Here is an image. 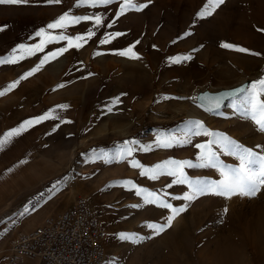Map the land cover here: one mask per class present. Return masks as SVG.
<instances>
[{"label": "rangeland", "instance_id": "374dc122", "mask_svg": "<svg viewBox=\"0 0 264 264\" xmlns=\"http://www.w3.org/2000/svg\"><path fill=\"white\" fill-rule=\"evenodd\" d=\"M120 2L95 7L79 0L0 4V59L17 57L15 63L0 64V139L25 121L52 113L12 136L0 150V264H12V243L20 234L67 211L80 197L107 231L106 264H264V188L253 198L205 195L189 202L175 198L190 192L187 185L168 187L174 177L152 180L131 164L200 163L201 150L193 145L214 137L192 136L196 121L264 155V132L233 104L238 106L243 94L218 112L191 98L206 86L219 90L264 78V0H224L204 17L198 13L209 0H133L147 7L123 15ZM66 12L99 15L103 23L47 27ZM109 23L111 27L104 26ZM41 29L45 35L38 37ZM88 31L95 35L89 38ZM115 32L122 35L113 38ZM61 34L72 38V47L56 40L36 51L48 35ZM76 36L84 39L76 41ZM105 37L109 42L101 44ZM224 43L250 51L223 48ZM65 47L67 51L58 52ZM130 47L139 59L119 55ZM188 55L192 59L170 62ZM37 66L33 75L21 78ZM117 97L121 102L107 112L105 106ZM163 138L180 143L160 147ZM189 138L191 143L185 142ZM132 140L138 141L131 145L137 149L133 155L118 156ZM213 148L223 164L239 166L236 156L219 145ZM184 172L192 181L223 179L214 168L185 167ZM125 181L156 192L173 207L188 208L157 234L147 224L166 225L171 210L144 203ZM47 202V214L26 229V220ZM121 233L136 239L121 240ZM16 264L40 263L22 259Z\"/></svg>", "mask_w": 264, "mask_h": 264}, {"label": "snow or ice", "instance_id": "6c2138e0", "mask_svg": "<svg viewBox=\"0 0 264 264\" xmlns=\"http://www.w3.org/2000/svg\"><path fill=\"white\" fill-rule=\"evenodd\" d=\"M49 4H60L61 0H46ZM29 0H0V4H9V5H20V4H28ZM113 0H79V4H89L93 7L96 5H111ZM224 0H209V3L202 9L198 16L204 17L211 15L216 7L223 4ZM147 7V4H138L133 2V0H121L119 4V15H123L129 9H134L136 11H140L143 8ZM95 25H102L103 21L101 16H70L67 12L59 16V18L54 22L48 24L49 29H65L69 24H78L80 21H93ZM105 27H111L112 24L109 23L104 25ZM0 30H3L0 28ZM264 31V29H261ZM39 36L45 35V30L41 29L37 34ZM95 33L93 31H88L87 36L91 38ZM113 38L122 35V33L115 32L111 34ZM84 37L76 36L75 40L80 41L83 40ZM56 40H66L68 41V47H72V38L66 35L52 36L48 35V41H42L40 44L35 46L36 51H43L44 44L46 42H52ZM109 42V38L105 37L100 41L101 44H106ZM136 43H139L137 41ZM76 47H80L81 45L77 44ZM20 49H25V45H20ZM223 48H236L237 51L240 52H249L250 50L229 44L224 43L221 45ZM31 52L32 49H26ZM67 51V47L59 49L58 52L62 53ZM253 55H259V53H252ZM57 55V53H53V58ZM121 56H130L134 59H139V56L132 51V48H128L126 51H122L119 53ZM48 57H45L47 60ZM192 57L190 55L184 57H172L170 58L171 63H181L182 61L190 60ZM17 60L16 56H9L8 59H0V64L6 63H15ZM44 61H41L43 64ZM39 70V66L37 68L32 69L28 73H26L22 79H26L28 76L33 75L35 71ZM19 81L14 82L9 86V89L15 88L16 84ZM243 94L241 96V103L237 106L235 101L233 104L237 107L238 111H240L245 117L250 118L255 125L258 126L259 131L264 132V100L260 99L261 94H264V78H261L257 81L252 82L250 85L246 87H242L236 89L233 93H227L225 96L216 97L214 99V103L207 108L206 110L212 112H218V109L221 107V100L226 97H234L236 95ZM4 95L3 91H0V96ZM119 97L115 98L111 101V105H106V111L112 112L113 106H116L120 103ZM61 107L66 108L67 105H62ZM52 116V113H48L45 116L37 117L34 120L25 121L19 128H16L7 134L4 135L3 139H0V150L3 149L4 145L9 141V139L14 135H19L23 132L28 126H31L35 123H39L40 121L47 119ZM196 125L195 129L192 131V136H212L214 139L208 140L204 143H196L193 146L197 149H200V153L197 159L200 163L194 164L192 161L184 160H172L165 161L163 164H157L154 167L147 168L141 165L138 161H132V167L140 168V175L147 176L152 180L158 179L162 175H167L170 177H174L172 182L168 185L171 187L172 184H180L187 185L190 189V192H185L182 197H175L177 199H183L185 201H193L201 196L205 195H214L220 196L230 199L234 195H239L242 197L253 198L255 197L262 188H264V155L255 152L251 148H246L243 145L237 143L231 138L225 136L222 133L212 132L203 127L202 122L196 121L192 122ZM187 143H191V139L189 138ZM180 143L176 141L174 138H163L158 141V145L160 147H173L175 144ZM138 144V141H126L125 149L121 153H118V156L121 158L131 157L133 152L137 149L131 147V145ZM213 145H219L224 152H227L229 155H234L239 160V166H230L225 165L223 162L219 160V155L214 148ZM261 147V146H257ZM140 150H148L147 147H142ZM214 168L216 169L223 179L220 180H210V179H197L192 181L189 179L187 174L184 172V168ZM125 185H131L132 188L136 189V195L141 196L143 198L144 203L147 204H157L160 207L171 210V215L167 218L166 225H159L156 223L147 224V227L153 229L157 234L162 232L165 227H170L172 225L173 220L180 213H183L187 210L188 205L185 204L179 208L173 207L171 203H168L164 200L160 195L156 192L148 191L147 189L139 188L135 183L131 181L123 182ZM167 195V193L165 194ZM228 211L227 208L224 209L226 213ZM119 238L121 240H131L135 241L136 237L134 234L121 233L119 234Z\"/></svg>", "mask_w": 264, "mask_h": 264}, {"label": "built area", "instance_id": "2783aa9c", "mask_svg": "<svg viewBox=\"0 0 264 264\" xmlns=\"http://www.w3.org/2000/svg\"><path fill=\"white\" fill-rule=\"evenodd\" d=\"M89 206L80 197L67 211L20 234L12 243L11 263L28 258L40 264H106V231Z\"/></svg>", "mask_w": 264, "mask_h": 264}, {"label": "water", "instance_id": "95a60500", "mask_svg": "<svg viewBox=\"0 0 264 264\" xmlns=\"http://www.w3.org/2000/svg\"><path fill=\"white\" fill-rule=\"evenodd\" d=\"M254 81H256V79H248V80H245L243 83H240L239 85L232 86V87H227V88H222V89H219V90L207 89L205 91L200 92L196 96L195 102H197L203 108L207 109L214 103V99L216 97L225 96L227 93H233V92H235L236 89H239V88H242V87H246V86L250 85ZM241 95L242 94L236 95L234 97H226V98L222 99L221 100V107L218 109V111L221 110L226 105V103L228 101H230L232 99H235V98H237V97H239ZM209 112H212V111H209Z\"/></svg>", "mask_w": 264, "mask_h": 264}, {"label": "bare ground", "instance_id": "6f19581e", "mask_svg": "<svg viewBox=\"0 0 264 264\" xmlns=\"http://www.w3.org/2000/svg\"><path fill=\"white\" fill-rule=\"evenodd\" d=\"M241 83H243V82H241ZM240 84V83H239ZM239 84H236V85H239ZM236 85H234V86H236ZM207 88H210V86L208 87V86H206L205 88H202V89H198L197 91H195L193 94H194V96H193V94H192V96H191V98L193 99V101H194V103H196L195 102V100H196V96L200 93V92H202V91H205V90H207ZM213 90V89H212ZM231 101V100H230ZM230 101H228L227 103H226V105H228L229 104V102ZM225 105V106H226ZM183 107V106H182ZM199 118H203V117H201V116H198ZM83 199H85V198H83ZM87 200V199H86ZM89 203V202H88ZM90 205V204H89ZM90 207V210L92 211V213L94 214V216L95 217H97L96 216V214H95V212L93 211V209L91 208V206H89ZM70 209V208H69ZM34 218H35V220L38 218L37 216H34ZM98 218V217H97ZM32 221H34V219L32 220ZM44 223V222H43ZM42 223V224H43ZM100 223V222H99ZM34 223L33 222H31L30 221V223L29 224H27L26 225V229H28V228H30L32 225H33ZM41 224V225H42ZM41 225H39V226H37V227H40ZM100 225H101V223H100ZM102 226V225H101ZM36 227V228H37ZM103 227V226H102ZM36 228H34L33 230H35ZM103 229L106 231V229L103 227ZM33 230H31V231H33ZM30 231V232H31ZM30 232H27V233H25V234H28V233H30ZM106 236H107V231H106ZM105 243H106V241H105ZM162 244V243H161ZM13 246V245H12ZM107 248V247H106ZM136 257V256H135ZM24 259H28V258H24ZM106 259H107V256H106ZM30 260H36V259H30ZM36 261H39V260H36ZM106 261V260H105ZM134 261V259H132V262ZM18 263V262H17Z\"/></svg>", "mask_w": 264, "mask_h": 264}, {"label": "crops", "instance_id": "0c3cea01", "mask_svg": "<svg viewBox=\"0 0 264 264\" xmlns=\"http://www.w3.org/2000/svg\"><path fill=\"white\" fill-rule=\"evenodd\" d=\"M50 204H51L50 202H47V203L43 204L41 207H39V208L36 210V212H35L34 214H32L31 217H29V219L26 220V222H25L24 224L27 225V224L30 223V221L33 222V223L35 224L37 219L35 220L34 216L39 217V216H43V215L47 214V212H48V208H49ZM33 219H34V221H32ZM34 224H33V225H34ZM24 229H25V228H24ZM3 248H7V247H6V244L3 245L2 248H1V251L4 252V249H3Z\"/></svg>", "mask_w": 264, "mask_h": 264}]
</instances>
